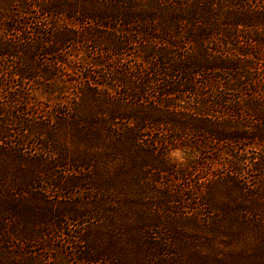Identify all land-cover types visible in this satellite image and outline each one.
<instances>
[{
	"label": "trees",
	"instance_id": "obj_1",
	"mask_svg": "<svg viewBox=\"0 0 264 264\" xmlns=\"http://www.w3.org/2000/svg\"><path fill=\"white\" fill-rule=\"evenodd\" d=\"M262 60L264 0H0L3 248L49 235L75 264H264V201L250 187L200 184L217 215L189 224L177 219L192 198L156 188L160 174H184L172 150L264 149ZM37 88L55 92L48 115L29 100ZM226 189L240 205L220 209Z\"/></svg>",
	"mask_w": 264,
	"mask_h": 264
},
{
	"label": "rangeland",
	"instance_id": "obj_2",
	"mask_svg": "<svg viewBox=\"0 0 264 264\" xmlns=\"http://www.w3.org/2000/svg\"><path fill=\"white\" fill-rule=\"evenodd\" d=\"M222 22L227 23V20H222ZM238 46L245 47V49H251L253 53L256 50L253 43L248 42L246 38H239ZM92 50H94V48L91 45H87L85 48V51H87L86 55L99 56V54H97V52L95 51L92 53ZM81 55H83V53H81ZM257 56L260 57L259 54H257ZM259 65L264 66V60L260 61ZM29 93V100L33 102L35 100L37 101V103L34 105V108H38V115H48V113L50 112V108L52 107L51 105L54 104L51 101H53L54 99L55 95L53 94L55 92H53V94H48L47 92H43L41 89L37 88L34 91L29 90ZM253 122H255V120H253ZM236 145L238 147L234 146L232 152H224L222 154H215L213 152L199 154L197 151H189L188 149L186 151L176 149L170 152L169 157L172 161L186 164V167L182 170L184 171V174H182L181 172L180 174L173 172L172 175L160 174L159 180L162 183L156 185V188L157 190L164 191L165 193L171 192L170 194L177 196L178 199L179 197L183 199H187V197L192 198V200H185L184 205L186 206L184 208H181V213L179 214L180 217L175 215L176 217H179L177 220H180V222L182 220L186 224H189L192 221H195V216H200V219L207 216L216 217L217 213L210 211V205L201 195V187L199 185L209 184L210 180H221L222 177L225 176L241 181L246 187H250V190L259 195L257 200H259L260 202L264 201V175H262L264 174V170L254 171V168L252 166V163L256 161V157H261L262 155H264L263 146L256 145L253 147H249L243 145V143H237ZM186 161H190L191 164H187ZM117 162H119V160L115 159L113 164L114 167L112 169L110 168L111 172L113 171V169H116V171H121L119 169V166L117 165ZM231 163H236L239 167L242 168V170L234 176L231 175L228 171V165H230ZM151 173H154V170H151ZM19 176V174H16V177ZM14 178V174H9L7 180L11 181ZM261 180H263V182H261ZM5 184H7V182ZM129 192H133L130 186ZM44 193L45 196H49L46 192ZM86 193L88 192H84L83 195L87 196L88 194ZM50 195H53V192H51ZM33 197L34 196H29L28 194L27 196H25V198H23L24 202L35 206V199H33ZM217 197V205H219L220 209H224L226 206L233 207V205L235 204L240 205L241 200L239 199H242V195H240L239 190L230 191L227 189L219 191ZM101 199L102 198H100V203ZM49 200L53 203L55 200L59 201L57 197H51L49 198ZM5 208L6 207H2L1 210L3 211V209ZM209 212H212L213 215L209 214ZM19 222L20 221L16 219L13 220V224L10 223V225L14 226L15 224V226H18L17 228H19V226L21 227V224ZM34 223L36 224V222ZM21 228H23L27 232L31 231V233L33 234H35L36 232L39 233V231L43 230V228L41 227L34 228L33 224L28 223L27 221ZM72 229L75 228L72 227ZM49 232L54 234L55 231L53 228H51L46 231L47 234ZM225 233H227V235H230L231 231L227 230L225 231ZM218 236H221L219 239H223L222 242L226 240L225 234L221 233L220 231L218 232ZM16 237L17 238L14 239H8L11 246V248L8 249L3 248L4 243H1L0 240V264H75V262H70L69 259H66V256L64 255V249L60 248L61 239L54 238V240H52L49 235H47V237H44L43 235L38 242L35 240L27 239H23L22 241H20V237H22L21 235H16ZM50 244L53 245L55 250H51V248L48 247V245ZM235 252H238L237 246H235ZM30 254L33 256H30Z\"/></svg>",
	"mask_w": 264,
	"mask_h": 264
}]
</instances>
